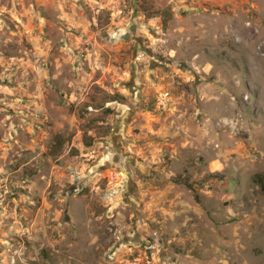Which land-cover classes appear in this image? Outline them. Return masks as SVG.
<instances>
[{
    "label": "rangeland",
    "instance_id": "374dc122",
    "mask_svg": "<svg viewBox=\"0 0 264 264\" xmlns=\"http://www.w3.org/2000/svg\"><path fill=\"white\" fill-rule=\"evenodd\" d=\"M257 175L264 0H0V264H264Z\"/></svg>",
    "mask_w": 264,
    "mask_h": 264
},
{
    "label": "trees",
    "instance_id": "16d2710c",
    "mask_svg": "<svg viewBox=\"0 0 264 264\" xmlns=\"http://www.w3.org/2000/svg\"><path fill=\"white\" fill-rule=\"evenodd\" d=\"M111 101L112 102H117V101H119V98H114ZM256 182L258 183V185L260 186L262 192L264 193V175H257L256 176Z\"/></svg>",
    "mask_w": 264,
    "mask_h": 264
},
{
    "label": "built area",
    "instance_id": "2783aa9c",
    "mask_svg": "<svg viewBox=\"0 0 264 264\" xmlns=\"http://www.w3.org/2000/svg\"><path fill=\"white\" fill-rule=\"evenodd\" d=\"M166 97H167V95L164 94L163 98H166Z\"/></svg>",
    "mask_w": 264,
    "mask_h": 264
}]
</instances>
